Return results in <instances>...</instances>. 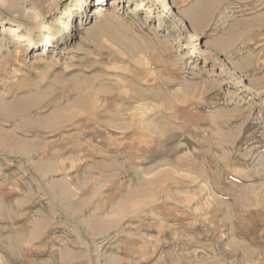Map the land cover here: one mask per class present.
<instances>
[{"label":"rangeland","instance_id":"rangeland-1","mask_svg":"<svg viewBox=\"0 0 264 264\" xmlns=\"http://www.w3.org/2000/svg\"><path fill=\"white\" fill-rule=\"evenodd\" d=\"M97 1L0 0V264H264V0Z\"/></svg>","mask_w":264,"mask_h":264},{"label":"bare ground","instance_id":"bare-ground-1","mask_svg":"<svg viewBox=\"0 0 264 264\" xmlns=\"http://www.w3.org/2000/svg\"><path fill=\"white\" fill-rule=\"evenodd\" d=\"M104 1H106V0H98L97 1V3H96V7L92 10L93 11V13H92V15L91 16H93V18H95V19H104V18H107V17H109V15L108 14H106V12H107V9H106V6H108L107 5V3L106 4H104L105 5V7H104V5H103V2ZM116 1H118V0H116ZM161 2H163L164 3V5H165V8H166V10H168L169 11V14H170V20L172 19V21L174 22V23H176V25H178L179 27H181L184 31H187L188 29H189V38H191V41L193 40V41H195L196 39H197V35H196V32H195V30H193V28H191V27H189L190 26V24L187 26V24H186V21H185V19H183L182 17H181V15H180V13H179V11H177V10H174L173 8V6L171 5V7H169L170 6V4L169 3H166V2H164L163 0H161ZM111 5H109V6H113V5H115L114 4V2L113 3H110ZM118 4V3H117ZM85 1H83L81 4H80V7H79V13L83 16L82 18H80L79 20H78V24L75 26L76 27V30H74V32L72 33L71 32V37H73V36H76L75 35V31L77 32H83V31H85V26L88 24L87 22H86V20L87 19H83L84 18V16H86V10H85ZM138 9H137V7H135L134 8V10H133V12L131 11V13H135V11H137ZM140 10V9H139ZM197 11V10H196ZM203 13V12H202ZM196 20V19H195ZM101 27L99 26L98 27V29H100ZM103 29V28H102ZM20 31V30H19ZM18 28H16V27H9V28H7V32H8V35H10V36H12V35H15V34H17L18 32ZM6 32V33H7ZM27 34V33H26ZM78 36V35H77ZM92 37V36H91ZM56 38V37H55ZM92 38H94V37H92ZM123 42V41H122ZM129 44H131V43H129ZM132 46H133V44H131ZM211 45H208V44H205V48H204V51H203V54L205 55H212L213 54V52H212V47H210ZM134 47V46H133ZM48 48H51V49H55V48H59V45L57 44V41L55 40V42L54 43H50L49 42V47ZM45 52V51H44ZM192 51L191 50H188L187 51V56L189 57L190 55L192 56ZM214 57V56H213ZM187 58V57H186ZM215 58V57H214ZM216 59V58H215ZM230 71L233 73V74H235L236 75V73H235V71L233 70V69H230ZM246 92H247V94H251V93H255V87H254V85L253 84H249L247 87H246Z\"/></svg>","mask_w":264,"mask_h":264}]
</instances>
